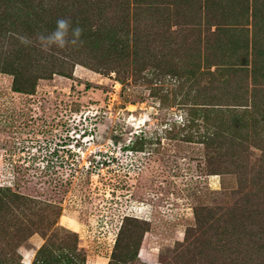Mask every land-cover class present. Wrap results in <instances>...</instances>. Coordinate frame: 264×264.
I'll list each match as a JSON object with an SVG mask.
<instances>
[{"label":"rangeland","instance_id":"obj_1","mask_svg":"<svg viewBox=\"0 0 264 264\" xmlns=\"http://www.w3.org/2000/svg\"><path fill=\"white\" fill-rule=\"evenodd\" d=\"M100 1L104 40L71 77L43 69L17 91L0 53V264H108L118 237L114 264H264V0ZM57 3L26 6L33 43ZM130 31L139 54L112 60Z\"/></svg>","mask_w":264,"mask_h":264},{"label":"trees","instance_id":"obj_2","mask_svg":"<svg viewBox=\"0 0 264 264\" xmlns=\"http://www.w3.org/2000/svg\"><path fill=\"white\" fill-rule=\"evenodd\" d=\"M34 1L35 0H0V53L8 55V57L6 58V60L8 61L7 63H10L9 65L12 68V72L16 75L15 77L16 85L14 89L17 91H25L28 93L34 92L31 90H34L36 86L35 81H36V78L40 70L48 69L49 71L53 73L71 77L75 63H79V62L81 63V61H83L82 59H79V56H78L79 55L78 53H80V51L82 52L85 51L83 47H85L86 45L91 46L93 44L100 45L101 41L104 40L102 36V30L100 31V29L96 28L95 24L99 23L100 25L99 28L102 29L103 24L108 20L107 13H106L107 5L106 3H103L100 0H89V2H91L89 6L95 7V9H93L89 14L86 13L85 11L80 12L77 9L71 8V7H77V5H74V3L79 0H75V1L73 0H48L49 3L56 2V4H58L57 2H61L65 4L63 5L65 6L64 11L62 10L57 11V7H51L52 13L49 12L48 10L47 11L48 15H46L45 18H42V20L39 21L37 25L34 27H37L38 29H40L39 33L40 32H51L56 27L57 19L61 17H71L73 27H76L78 25L80 28L83 29L82 35L80 37V40L83 41V44L78 45V46H68L63 49L60 48L63 52L59 51L60 49L56 47H52L48 49L47 51H45L39 46V44L36 41L34 43L25 45L21 43L19 39L21 36H27L31 39L29 33H27V30L30 32V29L33 26L30 23L32 22V20L25 19V21H22L20 17L28 12L27 9L31 6V4L28 7L26 6L29 3H33ZM99 4H103L104 6L99 5ZM16 9H17L16 12H19V11H22V12L20 14L15 15L14 10ZM71 9L74 13L76 12L75 15L69 14V11ZM96 12H100L101 13L100 16H98ZM96 18H99L100 22L97 21ZM112 29L109 31L110 32L109 35L107 33V35L109 36V40H113V41L116 40L114 44L119 45L118 44L119 42L116 38V35H117L116 30L113 31L112 33ZM124 39L125 40L123 42H125L126 45L123 46L122 49L119 48L122 51L118 53L119 55L118 54L114 55V57L111 58L112 60H116V57H126L127 52L124 53L123 49H126L127 47H130V46H132V49L136 55L139 54L140 39L138 35L135 32L131 33L130 31L129 35L125 37ZM90 40H92V42L88 44ZM31 48H33L34 50L31 55L30 66L32 67L33 70L35 71L37 70L36 71L37 74L35 76L33 75L32 81H34V79L35 81L31 83L30 87L25 88L21 85H18L19 82L17 80V75H22L23 77V76H26V73L24 69H20V68L18 69L21 63H18L17 58L27 56V52L25 51V49H31ZM52 58L53 59L56 58L58 62H55ZM116 61L120 62L119 59H117ZM234 118H237L238 119L237 123H241V125L232 124L231 123L232 119H229L230 121L227 122L226 126H225V123L223 125L226 127V129L224 130L234 129L236 131L239 130L240 132L242 126L248 124V121L244 122V120L246 119V115L243 116L242 119H240V117H234ZM210 120H212L211 116H210ZM210 120L208 119V121ZM217 134L218 133L214 135L217 136ZM219 137H222V136H219ZM127 227H128V224L126 223L122 225L120 232L127 231ZM64 240L65 239L63 238L60 239L61 242H63ZM117 241L118 243L116 244V248L112 251L108 264H114L116 261L120 260V257L123 255L122 253L118 252V249L121 244V239H119L118 237ZM46 247L47 245L44 244L38 251V254L42 253V251ZM63 249H64V245H63ZM61 254H62L61 256L63 257V262H64L63 264H85L84 258L82 259L81 253H76V252L67 253L63 251Z\"/></svg>","mask_w":264,"mask_h":264},{"label":"clouds","instance_id":"obj_3","mask_svg":"<svg viewBox=\"0 0 264 264\" xmlns=\"http://www.w3.org/2000/svg\"><path fill=\"white\" fill-rule=\"evenodd\" d=\"M83 29L78 25L73 27L71 17H61L56 21V27L51 32H40L35 36V41L39 46L47 51L52 47L65 48L68 46L82 45L80 40ZM21 43L28 45L33 41L27 36H21Z\"/></svg>","mask_w":264,"mask_h":264},{"label":"built area","instance_id":"obj_4","mask_svg":"<svg viewBox=\"0 0 264 264\" xmlns=\"http://www.w3.org/2000/svg\"><path fill=\"white\" fill-rule=\"evenodd\" d=\"M87 116L88 115H86L85 116V119H87ZM85 124H87V123H85ZM83 126V125H82ZM74 130H75V127H74ZM96 128H95V124L93 123V122H91V124L90 125H85V127L83 128V130H82V133H83V138H82V140H83V142H85V143H89V144H93L94 142H95V135H96ZM64 136V135H63ZM67 141V139H60V144L58 145V147L59 148H61V149H65V148H67V149H69V147L68 146H72V145H70V144H67V143H65ZM71 150V149H70ZM75 150V149H74ZM64 151V150H63ZM72 151V150H71ZM81 151H82V149H81ZM51 162H54V161H51ZM62 163H64V165H66V161H61L59 164H62ZM89 163V164H88ZM93 165V166H95V164L94 163H92V161L91 160H89V162H87V163H85V167L86 168H90V165ZM61 166V165H60ZM134 167L135 168H137V164L136 165H134Z\"/></svg>","mask_w":264,"mask_h":264}]
</instances>
